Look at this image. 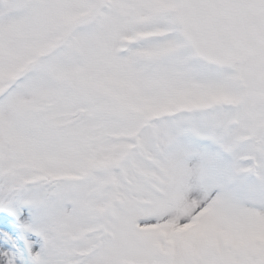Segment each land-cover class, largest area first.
Here are the masks:
<instances>
[{"label": "snow or ice", "instance_id": "1", "mask_svg": "<svg viewBox=\"0 0 264 264\" xmlns=\"http://www.w3.org/2000/svg\"><path fill=\"white\" fill-rule=\"evenodd\" d=\"M0 264H264V0H0Z\"/></svg>", "mask_w": 264, "mask_h": 264}]
</instances>
